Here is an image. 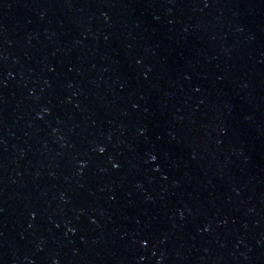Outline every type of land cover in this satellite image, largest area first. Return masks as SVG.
I'll return each instance as SVG.
<instances>
[{
	"label": "water",
	"instance_id": "obj_1",
	"mask_svg": "<svg viewBox=\"0 0 264 264\" xmlns=\"http://www.w3.org/2000/svg\"><path fill=\"white\" fill-rule=\"evenodd\" d=\"M0 264H264V0H0Z\"/></svg>",
	"mask_w": 264,
	"mask_h": 264
}]
</instances>
